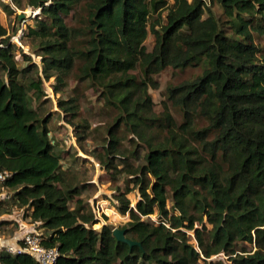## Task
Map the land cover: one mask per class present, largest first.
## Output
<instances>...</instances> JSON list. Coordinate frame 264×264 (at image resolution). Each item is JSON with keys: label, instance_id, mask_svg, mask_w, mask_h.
Listing matches in <instances>:
<instances>
[{"label": "trees", "instance_id": "trees-1", "mask_svg": "<svg viewBox=\"0 0 264 264\" xmlns=\"http://www.w3.org/2000/svg\"><path fill=\"white\" fill-rule=\"evenodd\" d=\"M209 1L25 0L39 8L35 25L26 28L40 52L41 74L29 85L36 97L50 77L59 91L76 68V79L99 87L117 110L94 157L128 179L112 200L128 215L120 228L139 243L133 245L117 240L107 223L94 229L98 219L80 191L58 185L64 179L48 137L49 116L31 106L29 87L18 80L37 65L17 66L0 22V169L8 173L0 189H12L17 205L31 209L46 231L43 245L58 248L55 264H199L218 253L234 264H264V53L253 37L264 36V0ZM214 4L231 32L221 28ZM68 15L83 16L82 25H69ZM149 32L154 43L147 50ZM201 62L195 78L166 88L182 121L165 102L155 112L154 75ZM57 105L72 115L78 110L73 96ZM198 119L205 123L198 126ZM140 144L143 162L134 164ZM134 189L131 206L127 194ZM153 214L155 221L145 220ZM237 242L252 247L236 250ZM0 264L37 263L27 254L1 252Z\"/></svg>", "mask_w": 264, "mask_h": 264}, {"label": "rangeland", "instance_id": "rangeland-1", "mask_svg": "<svg viewBox=\"0 0 264 264\" xmlns=\"http://www.w3.org/2000/svg\"><path fill=\"white\" fill-rule=\"evenodd\" d=\"M4 5H10L14 11L11 13L6 12ZM29 9L30 7L26 5L25 0H20L16 4L13 0H0V22L7 28V34L11 37L17 66L21 68L31 62H35L37 65V67L33 66L29 72L19 76L18 80L25 83L28 87L30 82L38 79L41 74L40 56L38 55L40 52L34 45L36 40L28 36L26 32L28 26L35 25L34 17L28 16L24 22L18 19L19 13L27 15ZM211 9L217 17H220L221 28L226 33L231 32L232 30L226 22V17L222 13L221 7L218 4H214ZM83 13V10L80 11V15H83ZM80 15H75L74 17L68 15L66 17L67 23L72 26H81L83 16L80 17ZM21 27H23V32L20 33L19 42H17L14 38ZM253 37L259 52L264 53V36L253 33ZM153 43L154 37L149 32L144 40L147 50L152 48ZM203 66L202 62L198 65H190L183 68L168 66L154 75L158 85L155 88L149 87V94L153 100V110L155 112L161 111L165 102L175 121L180 123L182 121L181 112L168 101L166 88L168 85H176L182 81L195 78L201 73ZM75 75L76 68H74V71L67 77L66 83L60 86V90L57 92L53 91L54 77L48 78L42 83L38 98L36 97L38 92H34L29 87L30 104L41 117L49 116L47 124L48 137L53 144L55 153L60 157L61 173L64 179L63 183H58V185L70 188L76 187L80 191L79 196H77L82 200L85 209L91 210L93 213L97 210L98 204L100 216H98V222L93 224L94 229L98 230L103 223H107L113 228H120L128 220V215L121 214L118 211L117 204L112 200V194L117 186L122 190L124 184L128 183V179H125L126 176L123 172H112L113 169L106 171L101 168L94 157V151L102 149L101 145L103 144L106 128L113 122L117 110L103 100L99 87L93 85L89 80H77ZM2 76L3 73L0 71V77ZM72 96L77 98L78 103V110L74 115L65 113L57 105L59 98L64 99ZM197 122L198 126L205 123L202 119H198ZM83 123L87 126H82L84 125ZM124 145L128 146L127 140H124ZM140 145L138 157L131 159L134 164L143 162L142 156L145 152V147L142 144ZM118 167L120 168L121 165ZM129 185L131 186L132 184ZM127 196L131 201L130 205L133 206L138 198V192L134 189ZM74 200L75 197L68 201L70 207L75 206ZM170 204L171 200L168 199L167 205L170 206ZM16 205L17 201L14 191L3 186L0 189V212L13 211ZM24 215L27 216L29 214L25 211ZM144 218L147 221H155L156 217L153 214ZM42 231V233L46 234L44 228ZM188 235L191 236L190 238L193 241V235L189 232ZM243 245L247 249L252 247V244L247 242H237L233 247L236 250H240ZM199 264L234 263L228 254L218 253L207 260L200 259Z\"/></svg>", "mask_w": 264, "mask_h": 264}, {"label": "built area", "instance_id": "built-area-1", "mask_svg": "<svg viewBox=\"0 0 264 264\" xmlns=\"http://www.w3.org/2000/svg\"><path fill=\"white\" fill-rule=\"evenodd\" d=\"M206 4H209V0H204ZM39 13V8H30L27 15L24 14L23 19H19L21 22L26 20L28 16H35ZM23 32V27L18 29V34L15 36V40L19 42V35ZM8 176V173L0 169V184L3 183ZM97 210L94 211L93 215L95 218L100 216V207L97 204ZM44 237L41 232H28L26 233L19 242L17 243H3V236L0 234V253L6 252L11 255L16 254H27L31 256L37 264H55L59 251L56 246L47 247L43 245Z\"/></svg>", "mask_w": 264, "mask_h": 264}, {"label": "crops", "instance_id": "crops-1", "mask_svg": "<svg viewBox=\"0 0 264 264\" xmlns=\"http://www.w3.org/2000/svg\"><path fill=\"white\" fill-rule=\"evenodd\" d=\"M16 208L13 211L0 212V234L3 236V243H17L26 233L32 231L41 232L43 237L46 236L42 233L40 222L31 218V209L19 205H16ZM25 211L29 215L25 216Z\"/></svg>", "mask_w": 264, "mask_h": 264}, {"label": "water", "instance_id": "water-1", "mask_svg": "<svg viewBox=\"0 0 264 264\" xmlns=\"http://www.w3.org/2000/svg\"><path fill=\"white\" fill-rule=\"evenodd\" d=\"M24 16L25 15L23 13H19L18 19H23ZM112 233L116 237L117 240L124 241V242L128 243L129 245L139 244L137 241H134V240L126 237L124 229L113 228Z\"/></svg>", "mask_w": 264, "mask_h": 264}]
</instances>
